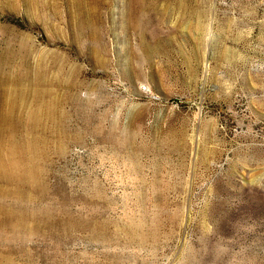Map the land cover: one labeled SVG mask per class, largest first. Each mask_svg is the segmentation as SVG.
<instances>
[{
    "label": "rangeland",
    "instance_id": "1",
    "mask_svg": "<svg viewBox=\"0 0 264 264\" xmlns=\"http://www.w3.org/2000/svg\"><path fill=\"white\" fill-rule=\"evenodd\" d=\"M1 81L0 264H264V0H0Z\"/></svg>",
    "mask_w": 264,
    "mask_h": 264
},
{
    "label": "bare ground",
    "instance_id": "2",
    "mask_svg": "<svg viewBox=\"0 0 264 264\" xmlns=\"http://www.w3.org/2000/svg\"><path fill=\"white\" fill-rule=\"evenodd\" d=\"M11 54H12V52H11ZM11 56V55H10ZM13 57V56H12ZM8 58V57H7ZM5 60V59H4ZM4 60H3V62H4ZM7 66V65H6ZM10 68V67H9ZM3 69V68H2ZM8 71H11V70H8ZM7 71V72H8ZM13 71V70H12ZM19 71H20V69H19ZM21 72V71H20ZM23 73H24V71H22ZM23 73L21 74V75H23ZM10 74V73H9ZM15 74V73H14ZM16 74H17V72H16ZM20 74V73H19ZM17 75L18 77H20V75ZM6 75V74H5ZM10 76V75H9ZM16 75H14L13 77H15ZM8 77V76H7ZM24 77H25V75H24ZM40 78V77H39ZM11 79V78H10ZM14 79V78H13ZM22 79H24V78H22ZM6 80H8L9 82H10V80H9V78L8 79H6ZM16 80V79H15ZM27 80V79H26ZM42 80V79H41ZM40 79H39V82L41 81ZM14 81V80H13ZM12 81V82H13ZM44 81V80H43ZM43 81H41L40 82V86L41 85H45V86H47V83H44ZM23 83V82H22ZM21 83V79L20 78H18L17 79V84H18V86L20 85V84H22ZM34 83H36V82H34ZM8 84V83H7ZM7 84L5 83V81L3 82V81H1L0 82V88H1V91H2V95H4V98H3V100L0 102V123H2V124H6V123H8V124H11V129H12V131H15L16 129H19L20 128V125H22L23 123H24V114H23V105H24V101L26 100H24V101H22V99H23V97H25V96H23V92H18V90H14L13 92H10L9 90H6L8 87H5V86H7ZM16 84V85H17ZM25 84V83H24ZM39 84V83H38ZM50 84V83H49ZM11 85V84H10ZM9 85V86H10ZM33 85H35V84H33ZM14 86V85H13ZM35 86H37V84L35 85ZM44 86V87H45ZM24 87V86H23ZM48 87V86H47ZM16 88H17V86H16ZM32 88V87H31ZM35 87H33V89H34ZM41 88V87H40ZM35 90H36V88H35ZM52 91V90H51ZM51 91L47 88V89H44V90H41V89H38L37 88V92L34 94V97H35V100L37 101V102H39V101H43L44 100V102H43V105H41V108L40 109H38V108H35L34 110H32L30 113H29V115H28V117H27V119H26V121H28V124L31 126V127H36V126H38L39 125V123L42 121V117H44V120H45V122H47L48 124H52L53 122H54V116H53V114H54V109H55V103H54V99L52 100L51 99ZM33 93V92H32ZM34 97H33V99H34ZM49 98V100H47ZM33 102V101H32ZM42 114V115H41ZM43 124V123H42ZM1 126V125H0ZM53 127V126H52ZM42 128V130H43V127H41ZM2 129V128H1ZM15 129V130H14ZM38 130V129H37ZM40 130V129H39ZM16 132V131H15ZM21 133V132H20ZM0 135H1V133H0ZM3 135V134H2ZM18 135V134H17ZM27 135V134H26ZM14 137V136H13ZM18 137V136H17ZM22 137V136H21ZM2 138V137H1ZM0 138V139H1ZM15 138V137H14ZM23 140V139H22ZM30 140V139H29ZM31 142H33V141H31ZM1 143V142H0ZM19 143H20V141H19ZM37 143V142H36ZM13 144V143H12ZM34 145V144H33ZM2 146V145H1ZM5 146V145H4ZM19 146V145H18ZM31 147H32V144H31ZM19 148H20V146H19ZM21 148H23V147H21ZM41 148V147H40ZM46 149V148H45ZM24 151V150H23ZM23 151H19L18 150V148L16 147V146H14L13 147V149H10L9 151H8V154H9V156L10 157H13V161L14 162H8V163H6V164H3V171H4V169H5V171L9 174V176H15L16 175V162H15V157L16 156H19L20 155V153H24ZM46 151V150H45ZM6 152V151H5ZM27 152V154H31V150H29V151H26ZM36 153V152H35ZM6 154V153H5ZM37 154H39V153H37ZM36 154V155H37ZM44 155V154H43ZM2 155L0 154V157H1ZM6 156V155H5ZM4 156V157H5ZM23 157V156H22ZM35 157V156H34ZM45 157V156H44ZM1 159H4V158H0V160ZM38 160V159H37ZM1 161H3V160H1ZM23 163V162H22ZM32 163V162H31ZM34 163V162H33ZM32 163V164H33ZM31 164V165H32ZM37 165V164H36ZM39 165V164H38ZM28 166V165H27ZM33 166V165H32ZM40 166V165H39ZM38 166V167H39ZM21 168V167H20ZM30 168V167H29ZM37 168V167H36ZM25 169V168H24ZM30 170V169H29ZM34 171V170H33ZM18 172V171H17ZM19 172H20V170H19ZM1 173V172H0ZM30 173V172H29ZM28 173V174H29ZM16 177H18V176H16ZM31 177V176H30ZM41 178V177H40ZM1 179V178H0ZM16 179H18V178H16ZM9 180V179H8ZM28 180H30V179H28ZM34 181V180H33ZM30 182H32V180L30 181ZM6 183V182H5ZM35 184V183H34ZM10 186V185H9ZM40 186V185H39ZM20 188V187H19ZM24 188V187H23ZM1 189V188H0ZM25 190V189H24ZM11 191V190H10ZM13 192H15L14 190H12ZM6 192V191H5ZM4 193V192H3ZM9 193V192H8ZM17 195V194H16ZM23 195V194H22ZM8 197V196H7ZM6 199V198H5ZM8 199V198H7ZM1 207H3V206H1ZM5 208V207H4ZM5 210V209H4ZM23 218V217H22ZM22 221V220H21ZM24 224V223H23Z\"/></svg>",
    "mask_w": 264,
    "mask_h": 264
}]
</instances>
